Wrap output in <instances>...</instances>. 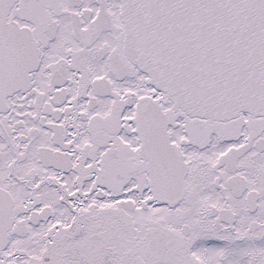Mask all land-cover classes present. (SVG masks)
Here are the masks:
<instances>
[{
  "label": "snow or ice",
  "instance_id": "6c2138e0",
  "mask_svg": "<svg viewBox=\"0 0 264 264\" xmlns=\"http://www.w3.org/2000/svg\"><path fill=\"white\" fill-rule=\"evenodd\" d=\"M0 264H264V0H0Z\"/></svg>",
  "mask_w": 264,
  "mask_h": 264
}]
</instances>
